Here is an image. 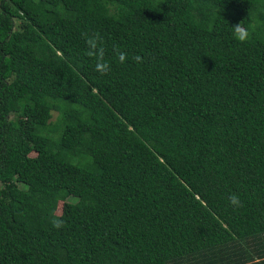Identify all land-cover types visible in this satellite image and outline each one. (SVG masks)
Instances as JSON below:
<instances>
[{
  "label": "trees",
  "instance_id": "obj_1",
  "mask_svg": "<svg viewBox=\"0 0 264 264\" xmlns=\"http://www.w3.org/2000/svg\"><path fill=\"white\" fill-rule=\"evenodd\" d=\"M0 264H264V0H0Z\"/></svg>",
  "mask_w": 264,
  "mask_h": 264
},
{
  "label": "clouds",
  "instance_id": "obj_2",
  "mask_svg": "<svg viewBox=\"0 0 264 264\" xmlns=\"http://www.w3.org/2000/svg\"><path fill=\"white\" fill-rule=\"evenodd\" d=\"M233 28V38L239 43H246L250 38L249 30L244 27V25L239 22L235 25H232ZM85 38V43L87 45L86 55L90 58H93L95 61V71L104 75L110 72V64L105 60V49L103 47L102 37L99 33L82 34ZM118 59L120 63H124L127 59L126 52H118ZM135 59L139 62L141 57L137 56ZM229 204L236 208L242 207V202L237 194H231L228 197ZM52 226L54 228L60 229L64 226L63 220L54 219L52 221Z\"/></svg>",
  "mask_w": 264,
  "mask_h": 264
},
{
  "label": "rangeland",
  "instance_id": "obj_3",
  "mask_svg": "<svg viewBox=\"0 0 264 264\" xmlns=\"http://www.w3.org/2000/svg\"><path fill=\"white\" fill-rule=\"evenodd\" d=\"M54 116H55V113H54V112H52V117H51V120H53Z\"/></svg>",
  "mask_w": 264,
  "mask_h": 264
}]
</instances>
